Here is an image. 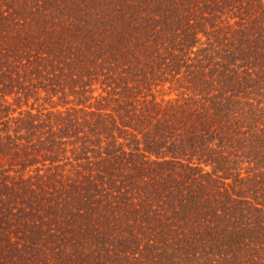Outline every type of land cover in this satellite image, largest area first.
<instances>
[{
  "label": "trees",
  "instance_id": "16d2710c",
  "mask_svg": "<svg viewBox=\"0 0 264 264\" xmlns=\"http://www.w3.org/2000/svg\"><path fill=\"white\" fill-rule=\"evenodd\" d=\"M0 264H264V0H0Z\"/></svg>",
  "mask_w": 264,
  "mask_h": 264
}]
</instances>
